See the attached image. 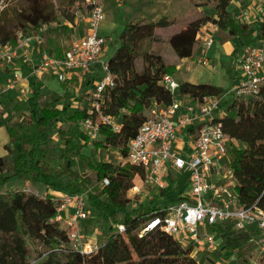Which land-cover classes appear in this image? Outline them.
Instances as JSON below:
<instances>
[{"label": "trees", "instance_id": "trees-1", "mask_svg": "<svg viewBox=\"0 0 264 264\" xmlns=\"http://www.w3.org/2000/svg\"><path fill=\"white\" fill-rule=\"evenodd\" d=\"M232 0H189L186 17L188 24L179 31L162 37L156 29H166L178 22L170 12L157 20L148 18L127 23L119 33V46L107 61L114 85L102 92L100 111L112 117L119 125L114 131L100 123L99 137L92 142L94 153L114 148L118 160L100 161L82 153V145L89 143L88 136L80 130V123L90 117L92 99L83 92L77 105L64 101L63 96H41L36 88L33 100L26 105L17 104L8 116L0 109V128L4 127L8 143L0 156V205L8 204L10 218L15 220L10 230L0 232V264H201L192 257L193 248L184 246L159 229L143 235V226L170 202L157 207L138 205L128 209L127 193L134 187L136 177L144 178V169L123 163L127 145L145 123L153 103L169 106L173 96L162 84L163 77L173 76L181 59L197 57L203 49L201 30L212 25L213 38L223 45L240 39L244 47L264 43V16L257 24L242 23L229 10ZM92 5L85 0H25L20 8L0 11V47H16L18 33L40 38L38 56L46 53L56 59L64 57L73 41L76 12L88 13ZM148 43L146 49L144 44ZM174 54V61H165L167 46ZM141 61V69L137 61ZM91 83V82H90ZM88 83V85H91ZM72 86L61 83L62 88ZM223 87L209 83L181 82L178 96L188 103L199 104L204 98L219 96ZM223 115L215 119L222 125L223 133L231 140L228 145L229 166L235 182L238 204L253 206L264 211V86L249 98H233L222 104ZM27 110L28 113H24ZM23 113L21 120H14L16 113ZM29 129V130H27ZM56 133L62 140L61 163L53 167L47 161L45 143L49 134ZM238 143L239 145H237ZM84 162L91 177L81 175L73 168ZM67 176L69 182L60 180ZM108 185L87 197L97 217H108L112 223L103 242L96 251L84 255L71 250L69 230L57 221L58 198L47 191L38 193L36 186L77 195L87 191L91 181ZM27 183L19 187L21 183ZM161 190L162 197L169 190ZM182 198H178L180 200ZM122 223L126 230L119 233L115 225ZM224 243V248L240 250L250 237L236 234L228 224L212 228ZM207 264H215L207 257Z\"/></svg>", "mask_w": 264, "mask_h": 264}, {"label": "built area", "instance_id": "built-area-1", "mask_svg": "<svg viewBox=\"0 0 264 264\" xmlns=\"http://www.w3.org/2000/svg\"><path fill=\"white\" fill-rule=\"evenodd\" d=\"M85 2L92 5L91 10L86 14L76 12L77 20L86 25L84 36L72 41L63 58H52L46 53L38 56L36 52L38 59L32 60L30 47L37 45L40 38L21 33H18L16 47H0V109L2 96L15 91L22 80L21 73L16 70L20 61L28 63L30 78L41 79L50 75L59 83H72L79 89L85 83L92 99L89 114L95 119L83 120L80 130L88 136L89 142H93L99 137L100 123L109 125L114 131L119 130V125L100 111L102 92L114 85L107 61L101 59L107 42L99 33L105 18L103 7L95 0ZM214 41L213 33L205 34L202 52L195 58L198 65H210L208 52ZM239 70L241 78L236 86L219 96L206 97L199 104L180 98L177 93L179 83L172 76H164L162 84L170 91L173 100L169 106L151 105L145 123L127 145L123 163L142 167L145 175L139 178L141 183L160 190L166 188L164 177L167 175L188 176V194L163 207L160 215L156 214L143 226L140 235L159 229L182 245L191 246L192 257L200 261L202 252L217 249L215 236L210 233L212 228L228 224L234 233L250 237L247 244L256 250L260 259L252 264H264V211L238 204L229 166L228 145L231 140L223 133L221 123L215 121L223 115L225 100L249 98L264 86V49L261 46L248 47L240 60ZM5 72H8L6 78L2 77ZM29 92L26 87L23 95ZM76 99L73 107L77 105ZM182 130H186L189 139L187 145L190 150L187 153H182L177 147L179 131ZM101 185H108L107 179ZM133 190L137 194L141 192L137 186ZM86 193H59L55 217L69 230L71 250L84 255L93 253L100 245L97 240L86 239L83 235L85 226L82 223L85 224L89 218ZM115 228L119 233L126 230L122 223L116 224Z\"/></svg>", "mask_w": 264, "mask_h": 264}, {"label": "rangeland", "instance_id": "rangeland-1", "mask_svg": "<svg viewBox=\"0 0 264 264\" xmlns=\"http://www.w3.org/2000/svg\"><path fill=\"white\" fill-rule=\"evenodd\" d=\"M25 0H0V11L8 10L9 15L12 13L11 9L20 8L23 5ZM55 5H58L59 0H53ZM95 3L101 5L104 11V21L101 23L99 28L100 35L107 37V44H106V54L104 57L105 61H108L109 58L113 55L114 51L119 46L118 36L119 33L122 31L123 27L127 23L139 21L144 18L157 20L161 15L164 13L172 12L174 15L178 17V22L166 29L158 28L155 33L162 37H167L169 34L177 31L178 29L185 26L190 20V18L186 17V10L189 6V0H95ZM121 4V6H119ZM171 13V14H172ZM78 21V20H77ZM240 22V21H239ZM254 25V24H253ZM148 43H145L143 48L146 49L148 47ZM215 46V45H214ZM257 46H261L264 49V43H258ZM215 48V47H214ZM243 52L244 50H240ZM243 55V54H242ZM241 53L237 56V60L242 58ZM165 61L167 63H172L174 61V54L172 53L171 47L168 45L165 52ZM234 60L230 57H226L221 55L218 60V64L214 68H205L197 64V62L192 63V69L195 70H202L204 73L205 71L208 72L206 76L204 75L206 83L212 85H219L224 87L225 89L233 87L235 85L232 79H229V70L234 65ZM239 65V64H238ZM25 68L27 69L28 63L25 64ZM138 69H141V61L140 59L137 61ZM27 71V70H26ZM209 71L213 73V77L211 79L208 78ZM8 72H5L7 75ZM241 78V74H240ZM176 79L179 80L178 74L176 75ZM239 82V80H237ZM237 82V84H238ZM203 83V82H201ZM205 83V82H204ZM28 87L23 80H21L19 87L8 94L2 96V109L5 111V115L3 117L4 123H6L8 116L14 113V107L17 104L26 105L27 103H31L33 100L32 91L34 88L29 86L31 92L27 95H23V91L25 88ZM39 87V86H37ZM75 88V84L73 89ZM64 88L61 87V83H59L56 79L52 80L50 83L47 84V87L44 89H40L41 96L44 98L45 96H52L56 98L57 96H63L65 99L59 106H65L67 102L73 103V101L78 98L76 92H64ZM22 90V91H21ZM22 92V94L20 93ZM64 92V93H63ZM20 93V95H17ZM229 101V99L225 100ZM24 113H28L27 110H23ZM23 113H16L14 115V120H21ZM29 130V129H27ZM30 131V130H29ZM7 133L4 127L0 128V155L3 156L6 152L3 150V146L5 142L7 143ZM50 140L45 143V148L47 150V161L53 166L58 167L61 163L60 160V150L62 148L63 140L54 132L49 134ZM82 153L96 161H111V160H118L119 159V152L114 148H110L107 150H100L97 153H94L92 142H89L87 145H82ZM74 170L78 171L81 175L91 177V172L87 168L84 162L78 161L77 165L73 168ZM134 180V187H139L140 193L137 194L133 190V188L127 193V197L130 200V204L128 209L135 210L136 207L140 204L145 205L147 207H157L162 203H166V200L170 195H174L175 191L177 192H188V187L185 182L184 176L182 174L171 173L164 177V183L166 188L164 190L169 189V185H172L174 189H170L166 198L160 195V189L156 186L150 187L145 186L144 183H141L140 179L137 177ZM69 178L67 176L62 177L60 182L65 184L69 182ZM27 183L23 182L20 184L19 187L25 186ZM102 189L101 183L97 181H91L88 188L86 189V197H88L91 193H96ZM47 191V189L43 188L42 186H36V192L42 193ZM61 193V192H59ZM62 194H66L63 193ZM53 195V194H52ZM56 194H54L55 196ZM175 198L177 196H174ZM134 204H137L136 206ZM11 209L8 204L0 205V232L10 230L11 227L14 225L15 220L10 218L8 213H10ZM88 212L89 218L85 222V227H83V235L89 239L93 233H96V238L91 237V240H97V242H103L104 237L108 231L109 226L111 225L112 221L108 217H97L91 203L88 202ZM213 236H216L215 232H210ZM236 253V254H235ZM237 259L234 260V258ZM216 261L220 264H247L248 261H259L258 253L252 246H249L247 243L238 251H235L230 248H225V251L219 255V253L215 252ZM231 259V260H230ZM34 264H40V260H35ZM227 261H230L226 263ZM201 262V261H200ZM201 264H206L205 261H202Z\"/></svg>", "mask_w": 264, "mask_h": 264}, {"label": "crops", "instance_id": "crops-1", "mask_svg": "<svg viewBox=\"0 0 264 264\" xmlns=\"http://www.w3.org/2000/svg\"><path fill=\"white\" fill-rule=\"evenodd\" d=\"M121 6V5H119ZM229 10L233 13V15L242 23H249V24H257L261 21L262 17L264 16V0H235L231 3V6L229 7ZM180 19V18H179ZM189 22V21H188ZM187 22V24H188ZM186 24V25H187ZM185 25V26H186ZM185 26H183L182 28H184ZM85 28L86 25L83 21H76L74 27H73V41L79 40L80 38H82L84 36L85 33ZM180 28V29H182ZM180 29H178L177 31H179ZM157 31V29H156ZM175 31V32H177ZM215 31V28L212 25H207L205 26L202 30H201V34H202V38L204 39L205 34H209V33H213ZM173 32V33H175ZM157 34V33H156ZM172 34V33H171ZM107 39V37H105ZM107 44V42H106ZM215 45V46H214ZM215 47V48H214ZM106 45L104 46V50H103V54H102V60H104L105 54H106ZM247 49V47L243 46V42L240 39H234L232 41H229L223 45L219 44L216 40L214 41V44L212 46V48L209 50L208 52V57L210 60V65L207 66V68H214L216 67V65L218 64V60L221 57V55H224L226 57H230L234 60V65L230 68V74H229V79H232L236 86L237 84V80H240V70H239V59L237 60V56L239 55V53H241V55L245 52V50ZM240 50H244L243 52H241ZM32 57V60H37L38 56L36 54L37 52V45L33 44L32 47H30V51H29ZM196 57L194 58H184L181 59L180 62L177 65V71L175 73V75H173V79L175 81H177L179 84L181 82H189L192 84H200L201 82H207L205 81L206 79H204V75L206 76V74L208 72L205 71V73L202 70H195L192 69V63L196 62ZM17 66V71H19L21 73L22 76V80L24 81V83L27 84L28 88L29 86H31L32 88L35 89L39 88V89H44L47 87V84L50 83L52 80H55L54 76H50V75H44L41 79H34V78H30L28 75V70L29 68H25V63H23L22 61L18 62L16 64ZM206 68V67H205ZM27 70V71H26ZM178 74L179 80L176 79V75ZM208 78L207 79H211L214 78L213 77V73H211V71H209L208 74ZM2 77L6 78V74L2 73ZM72 84V83H71ZM39 86V87H37ZM219 86V85H216ZM74 84H72V86H68L67 88H64L63 91L64 92H76L78 97L83 93V92H87L89 89L87 87H85V83L82 84L81 88H74ZM222 87V86H220ZM233 87L225 89V92L231 90ZM30 92L31 89L29 88ZM29 92V93H30ZM63 92V93H64ZM20 93H18L17 95H19ZM178 141H177V147L181 149L182 153H187L189 152V147L187 145L188 142V137H186V130H182L179 131V136H178ZM9 139L7 136V143H8ZM5 142V144H7ZM4 144V145H5ZM237 145H239L238 143H236ZM1 156V155H0ZM182 176H184L185 178V182L187 184V187L189 189V183H188V176L186 174H182ZM137 178V177H136ZM136 180V179H134ZM169 187L171 189H174L172 187V185H169ZM189 191V190H188ZM48 193L50 194H56L55 196H57L59 194V192L53 191L51 189L47 190ZM186 194H188V192H177L175 191L174 195H170L168 197V199L166 200V202H175L178 201V198H182L184 197ZM174 196H177L176 198ZM83 226H85L84 223H82ZM91 237L96 238V233H93V236L91 235ZM89 237V238H91ZM215 242H216V246L217 249L213 252H202L200 254V261H205L207 260V257H211L215 264H220L216 261V256H215V252L219 253V255L221 253H223L225 251L224 243L221 240V238L216 235L215 236ZM235 252V251H234ZM236 254V253H235ZM237 259V255L236 258H234V260ZM231 260V259H230ZM198 261V262H200ZM230 261H227L226 263H228ZM252 260L248 261L247 264H252ZM207 264V263H206ZM229 264V263H228Z\"/></svg>", "mask_w": 264, "mask_h": 264}]
</instances>
